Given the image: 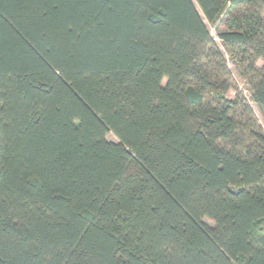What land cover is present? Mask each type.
Returning a JSON list of instances; mask_svg holds the SVG:
<instances>
[{"label":"trees","instance_id":"trees-1","mask_svg":"<svg viewBox=\"0 0 264 264\" xmlns=\"http://www.w3.org/2000/svg\"><path fill=\"white\" fill-rule=\"evenodd\" d=\"M263 11L0 0V264H264Z\"/></svg>","mask_w":264,"mask_h":264},{"label":"rangeland","instance_id":"rangeland-1","mask_svg":"<svg viewBox=\"0 0 264 264\" xmlns=\"http://www.w3.org/2000/svg\"><path fill=\"white\" fill-rule=\"evenodd\" d=\"M264 13V11H263ZM209 29H210V32L213 36H215V30L209 26ZM258 66H261V63L258 62ZM229 67L237 81V84H238V88L240 89V91H242L244 93V95H248V86H247V83L245 82L244 79H242L239 75H238V72L236 70V68L231 64L229 63ZM165 83V80H163V84ZM235 92L234 91H229L227 96L229 98H232L234 96ZM252 107H253V110H254V113L256 114L257 118H258V121L259 123L261 124L262 128L264 129V117L263 115L261 114L259 108L252 103ZM107 139L110 140V141H116L115 137L111 134H108L107 135ZM205 222L208 224V225H212V223L209 221V220H205Z\"/></svg>","mask_w":264,"mask_h":264}]
</instances>
